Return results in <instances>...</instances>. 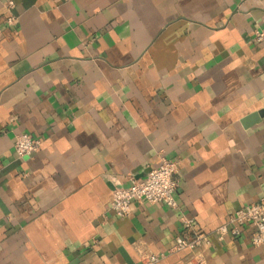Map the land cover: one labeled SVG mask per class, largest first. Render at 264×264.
<instances>
[{
  "label": "crops",
  "instance_id": "0c3cea01",
  "mask_svg": "<svg viewBox=\"0 0 264 264\" xmlns=\"http://www.w3.org/2000/svg\"><path fill=\"white\" fill-rule=\"evenodd\" d=\"M12 14L0 0V264H264L251 229L215 232L264 196V0H16ZM24 131L42 145L20 158ZM161 156L180 163L178 207L117 216L116 183ZM196 231L211 242L175 248Z\"/></svg>",
  "mask_w": 264,
  "mask_h": 264
},
{
  "label": "built area",
  "instance_id": "2783aa9c",
  "mask_svg": "<svg viewBox=\"0 0 264 264\" xmlns=\"http://www.w3.org/2000/svg\"><path fill=\"white\" fill-rule=\"evenodd\" d=\"M7 10L9 24H15L17 17L12 14L16 6V0H4ZM255 39L264 42V30L256 31ZM42 140L29 132H20L15 138V151L18 157L29 156L40 150ZM179 161L160 157L159 165L152 167L144 178L130 176V184L123 185L116 183L111 201L110 209L119 217L127 216L130 213L134 200L146 201L149 203L163 202L172 208L178 207L176 191L178 180L176 173L179 170ZM184 223L190 229L193 227V219L183 217ZM247 229H251V242L253 245H264V196L257 202H253L233 211L227 221L216 229L218 238L223 240L227 236H241ZM211 242L208 233L196 231L193 236L182 235L177 237L175 248L195 249ZM157 255H150L147 261L150 263L158 260ZM190 264H206L203 253H196Z\"/></svg>",
  "mask_w": 264,
  "mask_h": 264
}]
</instances>
